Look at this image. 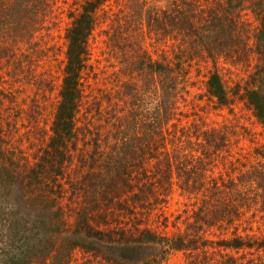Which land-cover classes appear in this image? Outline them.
Returning <instances> with one entry per match:
<instances>
[{"label": "trees", "instance_id": "trees-1", "mask_svg": "<svg viewBox=\"0 0 264 264\" xmlns=\"http://www.w3.org/2000/svg\"><path fill=\"white\" fill-rule=\"evenodd\" d=\"M162 1L163 6L159 0H72L61 82L41 149L12 155L10 139L0 128V225L43 223L49 230L45 258L32 245L26 248L29 255L20 251L3 264H67L75 248L101 259L114 251L120 259L158 264L172 252H205L208 246L253 252L255 264H264V152L257 147L251 155L239 146L243 140L252 143L253 133L237 120L207 124L201 115H191L198 121L189 125L180 123L189 117L181 104L192 86L193 67L198 72L210 62L205 93L216 108L230 104L217 69L223 60L241 63L247 73L243 97L264 132V0ZM57 4L0 0V48H13L18 37L37 32L41 19L51 22ZM246 12L257 21L253 29ZM101 23L108 25L101 55L117 61V70L108 73L116 87L86 91L82 75L91 56L90 39ZM7 29L8 40L1 37ZM137 94L136 113L132 101ZM104 104L115 108L118 118H104L114 129L101 133L91 119L101 118ZM66 186L76 208L64 202ZM1 190H7L5 198ZM173 191L187 202L184 228L174 225L172 235L166 234V218L160 223L164 234L141 227L143 219L129 231L99 227L111 224L113 208L126 215L145 213L153 206L151 199L167 200ZM54 232L63 237L60 246L52 240ZM222 264L239 263L227 257Z\"/></svg>", "mask_w": 264, "mask_h": 264}, {"label": "rangeland", "instance_id": "rangeland-1", "mask_svg": "<svg viewBox=\"0 0 264 264\" xmlns=\"http://www.w3.org/2000/svg\"><path fill=\"white\" fill-rule=\"evenodd\" d=\"M71 2L72 0H58L57 7L54 10L55 17L51 22L41 19L42 26L38 25L39 30L37 32L31 36L18 37L16 42H11L14 45L13 48L8 46L4 49L0 48V128L2 130L1 134L10 139L9 142L7 141L10 145H7V148L10 149L9 151L12 155L24 153L25 156H28L32 155L35 150L41 149L40 145L42 142L40 143V139H42L51 125L53 115L50 113L53 111L57 101L58 87L62 76L61 70L65 61L66 40L64 33L68 26L66 14L70 9L69 5ZM158 4L163 6L165 3L159 0ZM246 13H248L250 18L249 22L252 29L255 28L257 21H254L249 12ZM107 29V23H101L94 30L93 37L90 39L89 49L91 50V56L82 75L85 78L83 82L86 84V91H89V87L102 89L116 87L112 79L108 77V73L112 69L117 70V61L110 60L107 62L101 55V52L106 49L108 41V35L102 31ZM5 36H7L6 40L10 38L8 29L1 34L2 38ZM30 53L31 55H29ZM158 54L159 50L153 54V57H157ZM99 60H102L101 63L98 62ZM110 63H115V67H102ZM240 64L239 62L231 64L223 60L218 63L217 69L226 81L230 97V104L222 108H216L205 93L206 77L204 75L207 68L211 69V63L200 65L198 72L195 70L196 67H193L190 74L192 86L189 87L186 101L182 104L180 103L182 110L189 117L185 118L183 116L180 123L189 125L194 119L198 121L196 116L191 115H201L207 124H220L223 121L235 123L237 120L238 125L245 126L253 133L254 141L252 143L248 140H243L239 143V146L243 147V152L248 151L252 155V152L254 153V149L257 147H260V151L263 150L262 152H264V132L243 97L242 87L244 79L247 78V73L240 69ZM104 69L107 71L101 73ZM93 72L97 74V78L93 76ZM44 79L49 82L48 85L44 83ZM130 101L127 98V114V110L130 108ZM132 102L135 103L133 111L136 110L137 113L140 110V94H137L136 99ZM104 109L108 112L104 111ZM114 109L104 104L101 110V118L99 119L100 115L92 116L91 120L101 133L114 129L109 127L104 119L109 116L113 120L118 118V115H114ZM136 117L140 119V115H136ZM135 130L136 128L132 131ZM29 159L32 161L31 157ZM252 159L249 157V160ZM66 189L64 202L69 203L70 207L76 208L77 200L71 195L67 186ZM7 193V190H1L2 197L5 198ZM151 202H154L151 209L145 213H135V215H126V213L112 207V213L109 214L111 224L106 226L99 225V227L109 226L108 229L114 228L115 230L119 228L129 231L128 229H131L135 221L140 222V219H143L141 227L146 225L153 231L164 234V228H162L160 223L162 218H166V234L172 235L177 232L175 226L181 229L184 228L182 224V220L185 219L183 210L186 208L187 200L180 197L177 191H173L167 200L158 202V200L154 201L151 199ZM1 203L2 201H0ZM73 221L74 217H71L68 224L71 225ZM17 222V224L15 222L11 224L9 228L8 226L2 227L0 225V264H3V261L6 258H11L12 255L19 257L20 251L21 255L24 252L29 255V251L26 248L32 245H35L38 251H42L40 257L42 259L45 258L47 235H49L47 227L38 221L23 222L17 220ZM95 225L98 227L97 224ZM52 235V240L55 241L56 245L60 246L63 242V237L55 232ZM207 237L217 241V236ZM204 251L172 252L158 264H222L227 257H233L239 264H249L247 263L248 259H252L251 263L253 264L257 263V254L249 251L226 250L216 246H208ZM95 255L96 253L93 251L75 248L67 264H140L133 258H127L128 256L120 259L118 256L116 257L118 254L114 251L109 252L111 257L106 259H101L100 254L97 257ZM260 256L264 259V252H261ZM25 259L27 260L28 256ZM6 264H11V262L7 261Z\"/></svg>", "mask_w": 264, "mask_h": 264}]
</instances>
